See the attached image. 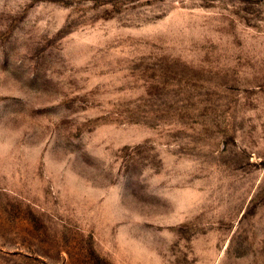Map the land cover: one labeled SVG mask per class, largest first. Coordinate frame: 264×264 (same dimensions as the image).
<instances>
[{
	"label": "rangeland",
	"instance_id": "1",
	"mask_svg": "<svg viewBox=\"0 0 264 264\" xmlns=\"http://www.w3.org/2000/svg\"><path fill=\"white\" fill-rule=\"evenodd\" d=\"M0 264H264V0H0Z\"/></svg>",
	"mask_w": 264,
	"mask_h": 264
}]
</instances>
